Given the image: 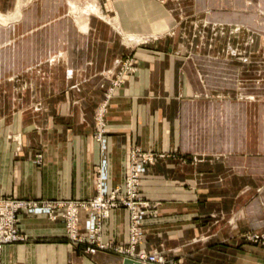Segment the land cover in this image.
<instances>
[{"label": "crops", "instance_id": "1", "mask_svg": "<svg viewBox=\"0 0 264 264\" xmlns=\"http://www.w3.org/2000/svg\"><path fill=\"white\" fill-rule=\"evenodd\" d=\"M99 2L121 30L70 17L65 0H31L0 27V67H35L19 105L0 111V198L86 199L99 175L108 194L123 186L133 147L163 152L142 177L156 214L144 218L138 249L187 264H264V245L245 239L264 232V122L250 120L262 102L239 90L248 63L226 53L238 45L205 36L237 27L264 38V0ZM142 24L147 40L121 39ZM125 56L135 70L116 87L99 142L95 113L106 75ZM92 225L84 213L81 231ZM19 228L29 240L4 245L1 264H141L88 252L44 212L23 209ZM102 238L128 244L126 208L104 220Z\"/></svg>", "mask_w": 264, "mask_h": 264}, {"label": "built area", "instance_id": "2", "mask_svg": "<svg viewBox=\"0 0 264 264\" xmlns=\"http://www.w3.org/2000/svg\"><path fill=\"white\" fill-rule=\"evenodd\" d=\"M120 64L116 79L107 89L104 95L105 99L97 109L94 138L99 142L104 140L108 131L105 119L107 103L113 96L116 87L123 83L124 74L132 69L135 70L133 63L127 59ZM167 156V153H156L143 150L138 146L133 147L130 151L129 171L123 186L115 187L108 194L103 192V181L99 175L96 183L97 193L86 199L0 198V264L4 245L29 240V237L19 228V214L23 209L44 212L53 221H63L70 241L76 245L86 244V250L90 253H95L98 250L114 251L141 264H183L176 258L167 257L162 251L138 249L143 239L144 218L156 214V205L152 204L142 193V177L147 166L153 165ZM119 208H126L129 212V242L127 245L104 241L102 238L104 220L110 216L113 210ZM84 213L93 215V225L86 233H83L80 228ZM251 237L255 242H258L260 239L264 240V233L262 235L253 233Z\"/></svg>", "mask_w": 264, "mask_h": 264}, {"label": "rangeland", "instance_id": "3", "mask_svg": "<svg viewBox=\"0 0 264 264\" xmlns=\"http://www.w3.org/2000/svg\"><path fill=\"white\" fill-rule=\"evenodd\" d=\"M31 0H16L14 7V0H0V13L3 21L0 20V27L9 26V22L13 20V14L16 13L18 9L23 10V7L27 5ZM65 9L67 10L70 17H75L76 13H80V18H83L86 23H88V19H91V24H98L103 22L102 24L110 27V25H116L120 29V25L115 18H111L107 13L100 14L99 10L100 2L99 0H65ZM111 18V19H110ZM82 24V23H81ZM146 25H137L132 31H122L121 39L129 44L141 43L142 41L147 40V37L144 33L146 30ZM121 30V29H120ZM208 36L211 41H223L230 42L234 47L238 45L239 50L229 49L226 51L228 57L230 58H240L247 61V65L242 67L239 71V81L238 86L239 90H241L244 94L254 95L257 99H260L262 102L260 105L259 113H253V116L250 120H259L262 123L264 122V38L257 35H252L248 33V30L241 31L237 27L234 28H226L224 29V34H217L215 30H208ZM197 40L204 39V35L201 34V26L197 27ZM6 53V52H5ZM4 51H2L3 56H5ZM8 56V55H7ZM128 57L122 58L121 62L126 60ZM121 65V64H120ZM117 71H108L106 77L110 79V87L111 83L116 79V76L120 70ZM4 67H0V111H12L13 105H19L18 94H23L24 91H28L30 89V81L29 75L35 70V67H5L6 71L3 69ZM3 69V70H2ZM244 69V70H243ZM244 71V72H243ZM113 72V73H112ZM244 73V74H243ZM243 78V79H242ZM107 88V89H108ZM107 89L104 91V95L107 92ZM239 91V93H241ZM15 97V98H14ZM17 97V98H16ZM102 97L98 108L103 103ZM26 104V103H25ZM97 108V109H98ZM97 113V110H96ZM95 113V117H96ZM251 116V115H249ZM106 119V117H105ZM96 122V120H95ZM96 127V124H94ZM264 153V151H262ZM193 160H197L195 157ZM261 234L259 232H246L245 239L259 244L264 245V240L260 239L258 242H255L251 234ZM264 233V232H263ZM183 264H187L183 262Z\"/></svg>", "mask_w": 264, "mask_h": 264}, {"label": "bare ground", "instance_id": "4", "mask_svg": "<svg viewBox=\"0 0 264 264\" xmlns=\"http://www.w3.org/2000/svg\"><path fill=\"white\" fill-rule=\"evenodd\" d=\"M109 103V102H108ZM108 103H107V105H108Z\"/></svg>", "mask_w": 264, "mask_h": 264}]
</instances>
